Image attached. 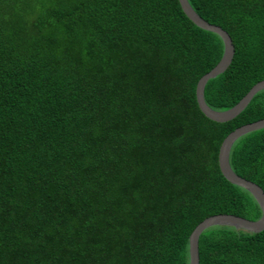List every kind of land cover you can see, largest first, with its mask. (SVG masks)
I'll use <instances>...</instances> for the list:
<instances>
[{
  "label": "trees",
  "instance_id": "16d2710c",
  "mask_svg": "<svg viewBox=\"0 0 264 264\" xmlns=\"http://www.w3.org/2000/svg\"><path fill=\"white\" fill-rule=\"evenodd\" d=\"M186 1L232 42L203 89L227 110L264 80V0ZM222 53L178 0H0V264H188L203 219H258L218 152L264 88L225 122L195 97ZM228 163L264 192V127ZM198 264H264V229L205 228Z\"/></svg>",
  "mask_w": 264,
  "mask_h": 264
},
{
  "label": "water",
  "instance_id": "95a60500",
  "mask_svg": "<svg viewBox=\"0 0 264 264\" xmlns=\"http://www.w3.org/2000/svg\"><path fill=\"white\" fill-rule=\"evenodd\" d=\"M180 8L186 15V17L194 23L197 27L216 33L223 42V53L217 64L206 74L201 76L196 84L195 97L199 110L210 120L216 122H225L234 118L240 113L245 106L248 104L252 96L259 90L264 88V80H261L254 84L249 91L231 108L224 111H215L210 109L203 99V89L205 83L222 73L233 56V45L228 34L220 27L209 24L201 17H199L189 6L186 0H178ZM264 127V118L249 124L242 125L229 132L222 140L219 146L218 152V165L219 170L223 177L232 184L238 185L247 190L256 200L261 210V216L256 220H249L235 215L230 214H217L209 216L199 222L192 230L188 237V264H198V237L200 233L207 227L212 225H229L236 229H243L248 232H259L264 229V192L255 183L246 180L236 175L230 168L228 163V154L233 142L243 134L250 131L260 129Z\"/></svg>",
  "mask_w": 264,
  "mask_h": 264
}]
</instances>
